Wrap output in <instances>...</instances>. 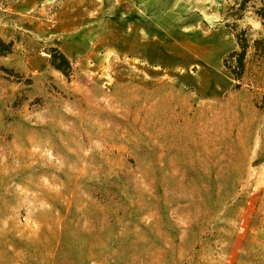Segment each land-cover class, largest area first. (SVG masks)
<instances>
[{
  "label": "rangeland",
  "instance_id": "obj_1",
  "mask_svg": "<svg viewBox=\"0 0 264 264\" xmlns=\"http://www.w3.org/2000/svg\"><path fill=\"white\" fill-rule=\"evenodd\" d=\"M234 4L0 0V264H264V30ZM137 15L170 53H124Z\"/></svg>",
  "mask_w": 264,
  "mask_h": 264
},
{
  "label": "trees",
  "instance_id": "obj_2",
  "mask_svg": "<svg viewBox=\"0 0 264 264\" xmlns=\"http://www.w3.org/2000/svg\"><path fill=\"white\" fill-rule=\"evenodd\" d=\"M253 8L254 13L262 23L264 30V0H235V4L229 7V15L236 20L244 17L246 11ZM234 29L235 37L238 41L239 48L230 52L225 58V66L232 73L236 80H242L247 67V54L251 47L249 43V29L240 28L237 22L229 24ZM254 61L258 64H264V32L259 38L253 42ZM14 51V42L7 41L0 35V57L8 56ZM51 55V64L57 70L63 72L66 76H70L72 66L68 57L59 48L52 47L48 50ZM4 70H12L2 67Z\"/></svg>",
  "mask_w": 264,
  "mask_h": 264
},
{
  "label": "crops",
  "instance_id": "obj_3",
  "mask_svg": "<svg viewBox=\"0 0 264 264\" xmlns=\"http://www.w3.org/2000/svg\"><path fill=\"white\" fill-rule=\"evenodd\" d=\"M130 1L134 2V0H129V2ZM154 1L155 0H135L139 10L141 11L142 9V13L144 12L146 3H154ZM135 17L136 22L133 24V28L125 29L124 27L120 32L124 53H170L168 48L170 44H172V41L169 39L170 31L168 25L160 23L159 19H150L146 22L144 15H142V17L137 15ZM122 20L123 19H121V21ZM184 23L177 24L175 29L180 36L185 34L181 29V26L185 27Z\"/></svg>",
  "mask_w": 264,
  "mask_h": 264
}]
</instances>
